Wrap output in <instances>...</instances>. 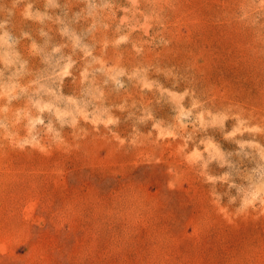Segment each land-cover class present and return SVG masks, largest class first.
<instances>
[{"label": "rangeland", "instance_id": "1", "mask_svg": "<svg viewBox=\"0 0 264 264\" xmlns=\"http://www.w3.org/2000/svg\"><path fill=\"white\" fill-rule=\"evenodd\" d=\"M0 25V264H264V0Z\"/></svg>", "mask_w": 264, "mask_h": 264}, {"label": "clouds", "instance_id": "2", "mask_svg": "<svg viewBox=\"0 0 264 264\" xmlns=\"http://www.w3.org/2000/svg\"><path fill=\"white\" fill-rule=\"evenodd\" d=\"M0 27H2V25H0Z\"/></svg>", "mask_w": 264, "mask_h": 264}]
</instances>
